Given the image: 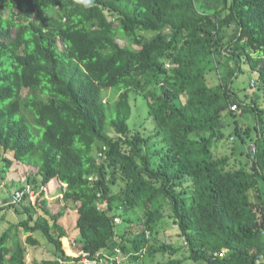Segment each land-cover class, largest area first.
<instances>
[{
	"label": "trees",
	"instance_id": "16d2710c",
	"mask_svg": "<svg viewBox=\"0 0 264 264\" xmlns=\"http://www.w3.org/2000/svg\"><path fill=\"white\" fill-rule=\"evenodd\" d=\"M211 62L218 81L210 86ZM242 62L263 93L264 0H0V184L18 163L36 169L26 184L37 193L0 207L26 215L0 233V264H27L36 232L54 258L34 264L79 263L64 238L112 264L146 256L151 264H257L264 110L231 91ZM243 112L253 114L252 128L237 123ZM226 116L243 166L216 157L229 141ZM252 133L254 155L245 147ZM47 187L60 191L56 213ZM72 204L70 238L59 222ZM117 212L134 232L119 235ZM166 220L178 248L158 240Z\"/></svg>",
	"mask_w": 264,
	"mask_h": 264
},
{
	"label": "rangeland",
	"instance_id": "374dc122",
	"mask_svg": "<svg viewBox=\"0 0 264 264\" xmlns=\"http://www.w3.org/2000/svg\"><path fill=\"white\" fill-rule=\"evenodd\" d=\"M216 0H211V2L215 3ZM202 2V0H198V3ZM6 15V14H5ZM121 45H124V42H120ZM209 66L212 68L207 74V82L208 84L215 85L217 84L216 82L218 81L217 79V74L215 72V69H213V63H209ZM241 72L237 73V75L234 77L233 81L231 82V91H233L239 99L246 100L247 103H250L251 105L257 104L258 107L262 110H264V92L262 93L261 91H257L256 88H251V80H256V75L251 74L248 69L246 68V65L242 62L240 65ZM215 83V84H214ZM247 94V95H246ZM111 92L106 93V97L109 98L111 97ZM143 108H141V112H145L146 108L142 103V99L138 100ZM239 109H237L235 112H238ZM139 115H137L136 110L134 111V116L133 118H138ZM237 123L244 127V126H249L253 127L254 125V116L251 112H243V113H237L236 116ZM224 123H226V127L223 130V136L225 139H229V141L225 143V140L222 141L221 143L218 144V148L215 150L216 157H229L231 159V164L233 167H239L240 165H245L247 160L245 157L240 156L239 150L240 146H237L236 144V138L231 136V125L233 124V118L231 116H226L224 118ZM139 122V121H138ZM137 122V124H138ZM135 123V122H134ZM133 123V124H134ZM129 124L132 125L131 120L129 121ZM254 136L255 133H252L250 138L245 139V147L249 150V146L253 145L254 142ZM10 158L12 156L9 155ZM36 171V169H33L31 167H27L21 164H14L9 173L5 175V180L1 182L0 184V198H5L9 197L13 194V192L19 190L21 187L27 186L26 184V179L28 175L31 173L33 174ZM122 185L121 182H119V185L115 186L112 190L114 192H117L120 186ZM260 185L263 187V183L260 182ZM52 189V190H50ZM46 198L47 201L50 202L49 205L51 213H56L58 210H60L63 207V204L61 201L59 202L58 200L61 199V194L59 189L57 188H46L45 189ZM262 196L264 199V188L262 192ZM11 201V200H10ZM8 203V202H7ZM11 203V202H9ZM74 205H68V208H66V214L65 216L60 220V224L65 228L67 232L71 235L70 238H73L76 236L77 232L74 230V226L76 223L77 219V213L74 210ZM20 209V214H17L13 209H2L0 210V233L5 231L7 228L10 226L17 224L21 219L26 218V215L22 213L23 211ZM120 214L117 212L116 217L119 218ZM37 217V215H35ZM129 230L128 232H134L135 229H130L126 223H122L118 226V233L119 235L122 234L124 231ZM156 230L158 231V240L159 241H165L169 244H171L174 247H179L182 245V241L178 239L177 237V230L176 226L172 224L169 220H166L165 222H162L160 225L157 226ZM14 232V229H12V233ZM27 235H24L20 231V239L24 242L26 239ZM37 241L38 245L29 247L27 250V256H26V262L27 264H34V262H40L43 260H51L54 258L53 256V246L49 244L43 236L36 232L33 236ZM78 239V237L76 238ZM13 239L10 241L9 244H12ZM70 240H67V243L64 244L63 240L61 241L62 247L66 248ZM13 245V244H12ZM71 250L74 252L75 247L70 246ZM76 252L73 253V255H70L68 252V255L70 256H76ZM179 257L178 255H176ZM174 255L170 256L171 258L176 257ZM166 257H169L167 254ZM176 257V258H177ZM163 257L161 254H157L155 256L154 262L161 260ZM180 258V257H179ZM85 261V258H82ZM121 256L120 254H117L116 260H120ZM151 258L150 257H144L141 261H139L137 264H151ZM103 263L106 264V261L103 260ZM69 264H75V263H69ZM78 264V263H77ZM86 264V263H84ZM183 264H190L188 262H184Z\"/></svg>",
	"mask_w": 264,
	"mask_h": 264
},
{
	"label": "built area",
	"instance_id": "2783aa9c",
	"mask_svg": "<svg viewBox=\"0 0 264 264\" xmlns=\"http://www.w3.org/2000/svg\"><path fill=\"white\" fill-rule=\"evenodd\" d=\"M251 88H256L257 87V82L255 80H251ZM238 109V106L236 104L234 105H231L230 106V110L235 112L236 110ZM249 150L250 152L254 155L255 151H256V148H255V145H251L249 146ZM26 197V199L28 200V202H34L36 197H37V193L31 188L29 187L28 185L25 186L22 190H17L13 193V196L10 198V202L9 204H18L20 203L23 198ZM4 205V202L0 199V207H2ZM101 208H104V206H101ZM114 222L116 224H119L121 221L120 219L118 218H115L114 219ZM262 235L264 236V230L262 231ZM224 253V251H221L219 253V255H222ZM83 258H85V261L83 260L84 263L86 264H91L87 259H86V255H83ZM109 260V264L112 263V259L108 258ZM107 260V261H108ZM100 263L103 262L102 260H99ZM260 262H263L264 263V257H261L260 260H257V264L260 263ZM93 264H96L95 262Z\"/></svg>",
	"mask_w": 264,
	"mask_h": 264
},
{
	"label": "clouds",
	"instance_id": "9594fccd",
	"mask_svg": "<svg viewBox=\"0 0 264 264\" xmlns=\"http://www.w3.org/2000/svg\"><path fill=\"white\" fill-rule=\"evenodd\" d=\"M169 65H166V67H168ZM10 200V199H9ZM4 202V201H3ZM4 204H9V203H4ZM102 206H104V205H102ZM104 208H105V206H104ZM115 218H117V217H115ZM114 218V219H115ZM118 219H120V218H118ZM114 221V220H113ZM121 221V220H120ZM115 223V222H114ZM116 224V223H115ZM121 224V222L119 223V225ZM118 225V224H117ZM67 240V239H66ZM71 243L69 242L68 243V245L66 246V248L65 249H67L68 250V252L71 254V255H73V251L71 250V248H70V245ZM76 254V253H75ZM81 255V260H80V262L78 263V264H84V262H83V255H86V259L91 263V264H93L94 262L96 263V264H104L103 262H101L100 263V261L99 260H102V259H100L99 258V260H97V261H92V260H90V259H88V257H87V254H81V253H77L76 254V256H80ZM110 259H114L113 257L112 258H110ZM103 261V260H102ZM105 261H106V264H109V261H107V259H105ZM112 264V263H111Z\"/></svg>",
	"mask_w": 264,
	"mask_h": 264
},
{
	"label": "bare ground",
	"instance_id": "6f19581e",
	"mask_svg": "<svg viewBox=\"0 0 264 264\" xmlns=\"http://www.w3.org/2000/svg\"><path fill=\"white\" fill-rule=\"evenodd\" d=\"M63 242H64V244H66V243H67V240L64 238V239H63Z\"/></svg>",
	"mask_w": 264,
	"mask_h": 264
},
{
	"label": "water",
	"instance_id": "95a60500",
	"mask_svg": "<svg viewBox=\"0 0 264 264\" xmlns=\"http://www.w3.org/2000/svg\"><path fill=\"white\" fill-rule=\"evenodd\" d=\"M7 202L9 203V202H10V200H9V199H7V200H5V201H4V203H7Z\"/></svg>",
	"mask_w": 264,
	"mask_h": 264
}]
</instances>
